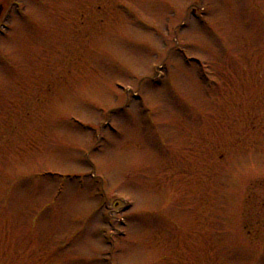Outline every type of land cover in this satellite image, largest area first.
Instances as JSON below:
<instances>
[{"label": "rangeland", "instance_id": "obj_1", "mask_svg": "<svg viewBox=\"0 0 264 264\" xmlns=\"http://www.w3.org/2000/svg\"><path fill=\"white\" fill-rule=\"evenodd\" d=\"M21 7L0 264H264V0Z\"/></svg>", "mask_w": 264, "mask_h": 264}, {"label": "flooded vegetation", "instance_id": "obj_2", "mask_svg": "<svg viewBox=\"0 0 264 264\" xmlns=\"http://www.w3.org/2000/svg\"><path fill=\"white\" fill-rule=\"evenodd\" d=\"M21 0H0V34L7 29V21L14 12L20 13Z\"/></svg>", "mask_w": 264, "mask_h": 264}]
</instances>
